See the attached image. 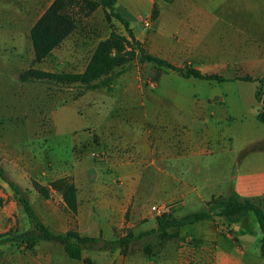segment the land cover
I'll return each instance as SVG.
<instances>
[{"label":"crops","instance_id":"0c3cea01","mask_svg":"<svg viewBox=\"0 0 264 264\" xmlns=\"http://www.w3.org/2000/svg\"><path fill=\"white\" fill-rule=\"evenodd\" d=\"M144 1L149 4L147 18L154 6L158 10L149 34L136 36L149 54L174 66L191 65L202 74L228 81L209 83L166 72L151 92L141 86L138 78L124 72L115 78L110 93L104 89L85 91L87 104L81 97L73 99L75 86L69 89L66 101L59 94L62 99L51 115L52 137L68 139V148H81L78 153L74 149L69 153L72 164L62 169V176L71 177L76 187V218L82 236L102 235L105 239L113 228L122 226L132 194L131 186L125 182L142 177L143 160L139 156L147 153L158 178L196 180L187 203L202 204L231 191L255 201L264 195V146L262 154L252 160L234 157L225 170L224 181L213 176L215 162L207 160V156L226 149H206L246 146L259 139L240 143L234 137H188L196 124L208 123L209 115L215 116V123L228 127L231 120H244L248 109L256 119L260 110L254 98L257 81L235 78L248 75L259 79L264 75V0ZM147 98L152 99L151 107L146 106ZM150 110L151 118L147 115ZM81 119L87 123L82 125ZM163 124L168 126L169 139L164 143ZM174 127L180 128L181 138L176 137ZM216 167L220 168V164ZM58 200L63 203L61 197ZM250 214L239 219L230 234H224L212 220L182 227L181 233L188 236L190 244L180 251L183 257L179 259L160 258L145 263L133 255L117 260L113 254L110 264H264L260 231ZM188 226L190 231L185 230Z\"/></svg>","mask_w":264,"mask_h":264},{"label":"rangeland","instance_id":"374dc122","mask_svg":"<svg viewBox=\"0 0 264 264\" xmlns=\"http://www.w3.org/2000/svg\"><path fill=\"white\" fill-rule=\"evenodd\" d=\"M51 1L0 0V166L21 188L28 190L36 213L50 231L64 234L74 230L80 234L76 218L77 212L73 214L65 207L64 203H60L58 197L61 195L58 191L48 188L45 196L41 193L40 186L48 187L49 182L63 177L62 169L72 164L69 153L73 151L72 149L78 153L77 149L80 148L76 145L75 148H68V139L52 137L51 115L58 101L62 99L59 94L66 101L70 98L69 89L75 86L73 99L81 97L82 103L85 101L87 104L86 92L76 87L75 83L70 82H22L20 74L30 67L55 73L81 72L97 42L106 38L111 32L126 36L128 44L125 50L134 52L129 61L122 66L127 68L124 74L138 78L146 91L153 92L162 73L156 74L154 66L150 63H137L138 50L130 45L123 26L101 7H97L88 15H84L86 11H81L77 16L75 30L44 60L35 63L29 40V27ZM117 6L125 8L132 16L129 26L135 39L136 36L142 37L149 34L151 23L149 29L143 25V19H147L146 13L149 8L146 1L119 0ZM138 15H140L139 18ZM149 20L153 21L151 18ZM139 43L148 53L145 44ZM119 68L117 67L115 70ZM174 74L181 77L177 73ZM173 83L177 84L176 81ZM245 90L247 96L248 90ZM146 104L147 107H151L152 99L147 98ZM79 111L81 113V107H79ZM207 111L217 113L216 110ZM251 111L250 109L245 111L246 118L241 122L231 120L229 127L223 123H215V116L209 115L207 124H196L192 129L191 136L188 135V137L200 140L234 137L240 143L249 138L260 140V142L246 146L206 147L208 150L226 149L216 155L207 156V160L215 162L211 173L223 181L226 177L225 170L232 165L234 157L247 161L262 154L264 125L252 117ZM147 115H150L151 118L152 111L150 110ZM81 123L84 125L87 120L81 119ZM167 127L165 124L161 125L162 143L169 140ZM219 127L221 130H218ZM174 128L176 137L181 138L180 128ZM139 159L143 160L142 177L125 182L131 186L132 194L123 216L124 223L121 227L113 228L112 234L105 238L106 240H115L128 234L137 235L139 232L155 228L157 216L152 212V206L164 205L169 217H180L190 212L199 211L205 208L208 202L223 197L210 198L202 204L187 203L191 200L190 192L196 180L158 178L156 176L158 173H155L149 165L151 156L147 153L139 156ZM217 163L220 164V168L216 167ZM117 182L121 181L117 180ZM261 205L264 208V202ZM250 215L253 217V214ZM212 221L224 234H230L234 226L238 224L237 222L230 226L223 218H215ZM28 227L29 224L16 197L0 180V234L21 232ZM186 228V231L191 229L189 226ZM181 232V229L177 232L169 230L165 235L144 236L129 246L125 256L133 255L135 260L145 263L160 258L169 259L168 261L179 259V257H183L181 256L183 252L180 251L190 244L188 236ZM113 254L117 260L121 256L125 257L117 250L112 253L84 251L82 258L89 259L90 264H110ZM0 264L86 263L67 258L62 247L58 244L38 242L31 251H23L15 246L0 245Z\"/></svg>","mask_w":264,"mask_h":264},{"label":"trees","instance_id":"16d2710c","mask_svg":"<svg viewBox=\"0 0 264 264\" xmlns=\"http://www.w3.org/2000/svg\"><path fill=\"white\" fill-rule=\"evenodd\" d=\"M97 7L107 10L109 16H112L123 26L130 45L138 50L137 63L147 62L152 64L157 72L156 74L174 72L185 79L194 78L216 83L228 81L221 76L202 74L191 65L174 66L166 60L146 53L135 39L129 26V21L132 19L131 15L124 8L117 6V0H52L29 29L33 61L39 63L44 60L75 30L77 16L81 11H86L83 13L88 15ZM157 14L158 10L154 6L150 18L154 20ZM127 44L128 39L126 36L111 32L106 38L97 42L81 72L55 73L30 67L20 74V80L22 82L44 83L70 82L75 83L76 87L83 91L104 89L111 92L115 78L127 69L122 66L129 61L134 53L125 50ZM117 67L120 68L115 70ZM235 79L244 82L257 81L258 86L254 98L258 104L262 100V105L256 114V120L264 124V75L259 79H254L248 75L236 77ZM0 180L8 186L16 197L29 224V227L24 231L0 234V245L15 246L23 251H31L38 242L55 243L62 247L67 258L90 264L89 259L82 258L84 251H107L112 253L118 250L121 255L125 256L129 246L138 242L144 236L165 235L169 230L177 232L184 226L215 218H223L228 224H235L239 219L251 213L258 225L260 245L264 249V208L261 205V202H264V195L260 201H255L243 199L231 191L222 198L208 202L205 208L199 211L190 212L180 217H169L168 214H162L155 218L156 227L153 229L139 232L137 235L128 234L115 240H106L100 236H82L74 230L67 231L64 234L50 231L36 213L30 201L28 190L21 188L1 166ZM48 188L60 193L65 207L70 212L73 214L77 212L76 187L71 177H59L49 182L48 187L40 186L41 193L46 196Z\"/></svg>","mask_w":264,"mask_h":264},{"label":"built area","instance_id":"2783aa9c","mask_svg":"<svg viewBox=\"0 0 264 264\" xmlns=\"http://www.w3.org/2000/svg\"><path fill=\"white\" fill-rule=\"evenodd\" d=\"M151 21L149 20V18L147 19H143V25L144 27L148 28L150 26ZM152 212L156 215V216H160L162 214H168L167 213V209L164 205L161 206H152L151 207Z\"/></svg>","mask_w":264,"mask_h":264},{"label":"water","instance_id":"95a60500","mask_svg":"<svg viewBox=\"0 0 264 264\" xmlns=\"http://www.w3.org/2000/svg\"><path fill=\"white\" fill-rule=\"evenodd\" d=\"M259 105H260V106L262 105V100H261V102L259 103Z\"/></svg>","mask_w":264,"mask_h":264}]
</instances>
